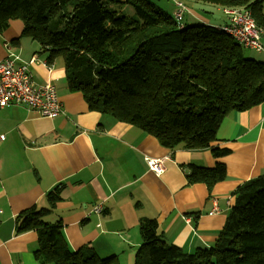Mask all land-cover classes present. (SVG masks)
<instances>
[{
  "label": "trees",
  "instance_id": "trees-1",
  "mask_svg": "<svg viewBox=\"0 0 264 264\" xmlns=\"http://www.w3.org/2000/svg\"><path fill=\"white\" fill-rule=\"evenodd\" d=\"M176 1L246 7L264 32L261 0ZM12 21L22 23L21 37L38 44L48 67L62 63L67 88L90 111L135 126L164 148H208L228 115L264 102V63L244 57V48L215 26L181 29L148 0H0V31ZM225 178L223 164L190 166L186 185L202 183L210 193ZM50 195L52 205L57 198ZM232 195L213 246L192 254L164 241L155 220H141L133 264H264V175ZM33 230L39 264H119L115 256L71 252L61 224L45 223L41 210L16 217L17 234Z\"/></svg>",
  "mask_w": 264,
  "mask_h": 264
},
{
  "label": "crops",
  "instance_id": "crops-1",
  "mask_svg": "<svg viewBox=\"0 0 264 264\" xmlns=\"http://www.w3.org/2000/svg\"><path fill=\"white\" fill-rule=\"evenodd\" d=\"M188 3L201 5L210 19L194 12L187 20L216 28L225 23L219 7ZM22 30L12 21L0 31V62L9 54L22 62L34 56L33 82L55 86L61 113L47 119L22 105L0 109V264H39L36 232L16 233V217L29 209L41 210L45 223L61 224L71 252L115 256L119 264L134 263L143 219L155 220L164 241L188 254L213 246L234 205L233 192L264 175V102L228 115L208 148H164L137 127L90 111L82 95L67 88L62 63L48 67L46 54L21 37ZM261 44V52L245 49L246 58L264 63V37ZM212 149L228 154L214 157ZM145 158L160 160L161 172L151 171ZM216 164L224 165L226 178L210 193L205 184L186 185L190 166ZM50 194L57 198L52 205ZM212 200L218 212L209 215ZM97 207L100 212H93Z\"/></svg>",
  "mask_w": 264,
  "mask_h": 264
},
{
  "label": "built area",
  "instance_id": "built-area-1",
  "mask_svg": "<svg viewBox=\"0 0 264 264\" xmlns=\"http://www.w3.org/2000/svg\"><path fill=\"white\" fill-rule=\"evenodd\" d=\"M173 3L177 8L173 18L182 29V16L186 12L185 4L176 0H173ZM221 12L225 23L217 27L219 30L244 49L262 51L261 40L264 37V32L256 25L250 10L243 6L224 7L221 8ZM36 62L37 59L34 56L28 62H22L13 54H9L0 62V109L22 105L39 117L53 119L61 113V103L52 83L47 82L40 86L34 84L30 65ZM3 138L4 136H0V141ZM144 160L151 171L161 172L160 160L150 158ZM230 202V198H227L226 203L229 205ZM93 212L99 213L100 208H95ZM217 212V204L215 200H212L209 215Z\"/></svg>",
  "mask_w": 264,
  "mask_h": 264
},
{
  "label": "rangeland",
  "instance_id": "rangeland-1",
  "mask_svg": "<svg viewBox=\"0 0 264 264\" xmlns=\"http://www.w3.org/2000/svg\"><path fill=\"white\" fill-rule=\"evenodd\" d=\"M149 2L153 3L155 6H157L159 9H161L164 13H166L167 15L173 17L174 16V12L176 11V7L174 6V3H173V0H148ZM189 4V5H188ZM186 5L188 6L187 8L190 9V13L188 12H184L183 13V16H182V23L185 24V25H192L194 22H201L200 20H198L196 18L197 21H193L192 18H189L187 20V18L191 15V16H194L195 18V14L194 12L198 13V14H201L203 16H205L206 18L210 19V15L205 13L203 11V9L205 8H202L201 5H191L190 3L186 2ZM203 6V5H202ZM205 6V5H204ZM207 9L209 10L210 8L207 6ZM220 11H221V8H220ZM222 13V12H221ZM221 13L218 12L217 13V16H221ZM211 22L213 23V20L211 18ZM241 52L243 54L244 57H247L248 56V51H245V49H241ZM250 59V58H249ZM255 61V60H254ZM258 62V61H257Z\"/></svg>",
  "mask_w": 264,
  "mask_h": 264
}]
</instances>
